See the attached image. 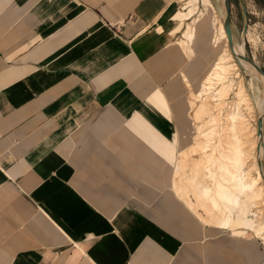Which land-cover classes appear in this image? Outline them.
Listing matches in <instances>:
<instances>
[{"label":"crops","instance_id":"0c3cea01","mask_svg":"<svg viewBox=\"0 0 264 264\" xmlns=\"http://www.w3.org/2000/svg\"><path fill=\"white\" fill-rule=\"evenodd\" d=\"M180 8L0 0V264H264L261 195L204 194L209 67Z\"/></svg>","mask_w":264,"mask_h":264},{"label":"rangeland","instance_id":"374dc122","mask_svg":"<svg viewBox=\"0 0 264 264\" xmlns=\"http://www.w3.org/2000/svg\"><path fill=\"white\" fill-rule=\"evenodd\" d=\"M178 1L181 8L175 16L178 26L173 35L175 36L178 32H181L182 36L178 40V44L189 59L195 54V48L199 45L204 58L201 59L205 62L204 65L209 67L199 84L201 86H199L200 90L197 99L201 103L207 104L208 110L207 113L203 111L204 124L202 129L203 136L207 141L205 157L208 171L219 174L223 179L222 182H217L215 193L211 190L210 196H213V200L221 205L219 209L223 208L225 210L226 207L225 211L228 212L230 206L237 207L239 204H234V202H228L223 197L221 198L218 195L220 186L229 189V193L235 202H239L240 198L246 195L241 192L239 183H229V170L236 172L240 168L245 169L248 167L252 175L256 173L257 176L260 175V181L257 180L259 185L257 186L259 187L258 195H261V197L255 203V213L257 216L258 235L264 238V179L260 172L258 154L256 152L261 107L248 91L250 75L242 74L235 60L237 67L231 69L228 78L217 77V73L221 74L220 70H216L217 59L225 55L228 50L227 40L220 36V27L225 20L224 11L221 7L223 1ZM206 1H208V4ZM229 1L237 51L240 54L242 50L243 56L253 60L264 71V0ZM244 8L247 9L246 16ZM246 27L247 37L244 38ZM186 33L187 35H185ZM230 65L234 66L233 61ZM250 71L253 73L252 70ZM246 85L248 89H245ZM257 86L261 87L260 81ZM187 88L188 90L193 89L188 81ZM259 90L262 91V88H259ZM194 91L197 90L194 89ZM238 93H241L239 97ZM199 128H202V124ZM255 131L256 138L254 136ZM254 139L257 141L256 145ZM212 177L216 183L215 175L212 174ZM207 198L209 201H213L209 195Z\"/></svg>","mask_w":264,"mask_h":264},{"label":"bare ground","instance_id":"6f19581e","mask_svg":"<svg viewBox=\"0 0 264 264\" xmlns=\"http://www.w3.org/2000/svg\"><path fill=\"white\" fill-rule=\"evenodd\" d=\"M184 1V0H183ZM194 1H198V0H194ZM223 1V5L221 6L223 11H224V15H225V18H226V14H225V7H224V0ZM206 3L208 4V1H206ZM212 3V2H211ZM187 35V33L185 34ZM220 36L222 38H225L227 40L226 43H228V50L226 51V54L225 55H222L219 59H217V68L216 70H220L221 71V74L217 73V77H222L223 78H228V76L230 75V72H231V69L233 67H237L236 65V62L235 60L237 61L238 65H239V70L242 72V74H248L250 75V80H249V83H248V86H249V89H248V86L246 85L245 86V89L247 88L248 91L251 93V95L255 98L256 102H258V104L260 105V113H259V116L261 117L263 114H264V86H263V82H262V79H261V76L258 74L257 70H255L252 66H250L248 63H246L245 61L243 60H237V58L235 57V54L239 55V56H243V52L242 50L240 51V54L239 52L237 51V47H236V44L234 45V52L232 51V49L230 50V43L228 42L229 39H228V36H227V32L225 30V26L224 24H221V27H220ZM247 37V32L244 33V38ZM217 41V40H216ZM234 42H235V39H234ZM232 51V52H231ZM233 53V54H232ZM234 56V57H233ZM235 58V59H234ZM233 61L234 63V66H231V62ZM215 68V67H214ZM253 71V73H251L250 70ZM214 70V69H213ZM215 74V73H214ZM255 76V77H254ZM224 81V80H223ZM260 81V84H261V87L257 86L258 85V82ZM234 82V81H233ZM211 85V84H210ZM209 86V85H208ZM207 88V87H206ZM259 88L261 89L262 88V91L259 90ZM209 90V89H208ZM207 90V91H208ZM242 90V89H241ZM241 95V93H238V97ZM246 95V94H245ZM247 98V97H246ZM204 111L205 113L208 112L207 110V104H204ZM206 116V115H205ZM207 117V116H206ZM201 125V124H200ZM202 128H203V125H202ZM246 138V137H245ZM256 138V137H255ZM257 144V141L255 140V145ZM252 145V144H251ZM257 151V154H258V160L261 158L262 160V168H260V172H261V175L264 179V150L263 148H261L260 150V153L258 152L259 150V136H258V148L256 149ZM256 157V156H255ZM229 173H230V178H229V183L230 184H236V183H239L240 184V190L241 192H244L245 194H248V193H252V194H258L259 193V187L257 185L258 184V181L259 180V176H257V173L255 175H252V173L250 172V170H248V167L247 168H240L239 170H237L236 172L235 171H231L229 170ZM260 181V180H259ZM217 184V183H216ZM227 185V183H226ZM206 193L204 194H207V196L209 195V197L213 200L214 197L213 196H210V192H211V189L208 190V191H205ZM229 189H226V188H223L222 186L219 187L218 189V195L222 198H224L226 201L228 202H234V204H239V202H235L233 201V197L232 195L229 193ZM218 197V196H217ZM219 197V198H220ZM221 198H220V201H221ZM224 200V201H225ZM210 202H213L212 204L217 208L219 209L221 205L217 204L216 202L217 201H210ZM219 202V201H218ZM223 202V201H222ZM227 203V202H226ZM211 204V203H210ZM228 205V204H227ZM235 206V205H234ZM223 209V208H222ZM224 210V209H223ZM225 210H226V207H225ZM224 210V211H225ZM226 226H228V223L226 224Z\"/></svg>","mask_w":264,"mask_h":264},{"label":"water","instance_id":"95a60500","mask_svg":"<svg viewBox=\"0 0 264 264\" xmlns=\"http://www.w3.org/2000/svg\"><path fill=\"white\" fill-rule=\"evenodd\" d=\"M224 7H225V14L226 18L224 20V26L225 30L227 32V36L229 39L230 47L232 51L234 52V34H233V25H232V19H231V5L229 0H224ZM244 14L245 16L247 15V9L244 8ZM247 32V27L245 28V33ZM235 57L237 60H243L246 63H248L250 66H252L255 70H257L258 74L261 76L263 86H264V71L259 67L253 60H250L246 58L245 56H239L235 54ZM258 136H259V150L258 152L260 153V149L264 147V114L259 118L258 120ZM259 166L261 169L262 168V160L261 158L258 160Z\"/></svg>","mask_w":264,"mask_h":264}]
</instances>
